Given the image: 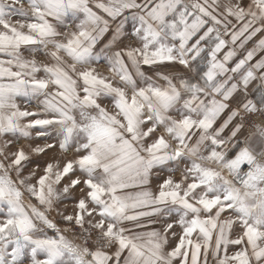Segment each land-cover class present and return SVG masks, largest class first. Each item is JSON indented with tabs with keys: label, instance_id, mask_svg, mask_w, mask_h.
Listing matches in <instances>:
<instances>
[{
	"label": "snow or ice",
	"instance_id": "6c2138e0",
	"mask_svg": "<svg viewBox=\"0 0 264 264\" xmlns=\"http://www.w3.org/2000/svg\"><path fill=\"white\" fill-rule=\"evenodd\" d=\"M0 264H264V0H0Z\"/></svg>",
	"mask_w": 264,
	"mask_h": 264
},
{
	"label": "crops",
	"instance_id": "0c3cea01",
	"mask_svg": "<svg viewBox=\"0 0 264 264\" xmlns=\"http://www.w3.org/2000/svg\"><path fill=\"white\" fill-rule=\"evenodd\" d=\"M259 38H260L259 35L257 37H254L253 38V41H250L249 44L246 47L247 48H251L253 46V42L256 41V40H258ZM259 55L260 54H257V58H259Z\"/></svg>",
	"mask_w": 264,
	"mask_h": 264
},
{
	"label": "rangeland",
	"instance_id": "374dc122",
	"mask_svg": "<svg viewBox=\"0 0 264 264\" xmlns=\"http://www.w3.org/2000/svg\"><path fill=\"white\" fill-rule=\"evenodd\" d=\"M100 70H101V71H105V72H106V69H104L103 67H101V69H100ZM21 106L23 107V104H21ZM53 215H55V214H53ZM59 226L63 227V225H62V224H60ZM49 234H51V232H50Z\"/></svg>",
	"mask_w": 264,
	"mask_h": 264
}]
</instances>
